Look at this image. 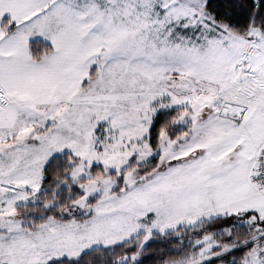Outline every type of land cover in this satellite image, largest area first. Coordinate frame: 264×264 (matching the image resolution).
I'll return each instance as SVG.
<instances>
[{"label":"snow or ice","instance_id":"obj_1","mask_svg":"<svg viewBox=\"0 0 264 264\" xmlns=\"http://www.w3.org/2000/svg\"><path fill=\"white\" fill-rule=\"evenodd\" d=\"M0 264H264V0H0Z\"/></svg>","mask_w":264,"mask_h":264}]
</instances>
